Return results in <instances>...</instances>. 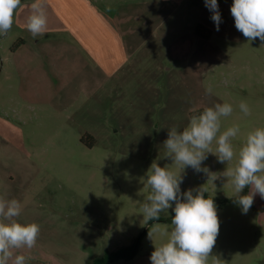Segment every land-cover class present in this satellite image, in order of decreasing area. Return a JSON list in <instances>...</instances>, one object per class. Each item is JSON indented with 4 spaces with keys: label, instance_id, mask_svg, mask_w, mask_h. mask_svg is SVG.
<instances>
[{
    "label": "rangeland",
    "instance_id": "obj_1",
    "mask_svg": "<svg viewBox=\"0 0 264 264\" xmlns=\"http://www.w3.org/2000/svg\"><path fill=\"white\" fill-rule=\"evenodd\" d=\"M217 3L219 31L204 0L171 6L175 10L156 32L152 52L140 59L136 75L121 73L105 84L99 83L100 77L81 75L60 62L64 73L48 78L54 88L47 90L50 86L44 80L35 92L30 81L20 82L21 59L19 53H11L20 39L30 37L14 26L0 36V198L21 202L15 219L37 223L44 231L40 237L44 246L69 248L68 264H90L104 251L129 246L138 237L141 259L151 255L154 245L167 241L172 209L161 213L159 221L149 222L141 210L151 192L146 174L154 161L182 177L181 192L202 188L205 198L214 200L219 233L207 264L225 263L227 246L235 254L229 260L236 264L239 259L244 264L264 261V198L256 194L242 214L228 179L213 180L214 174L236 164L247 134L264 128V43L258 38L249 41L235 28L233 0ZM199 24L210 30L209 39L194 34ZM166 27L171 28L170 35H165L159 50L155 38ZM160 65L170 71H161ZM209 86L213 91L206 95ZM242 101L251 115L240 111ZM216 103L233 107L230 116L221 118V132L240 126L231 141L237 155L222 164L208 153L202 163L208 174L182 169L165 156L168 130L182 131L192 107L200 112ZM249 191L246 186L240 195ZM156 223L160 231L152 241L148 232Z\"/></svg>",
    "mask_w": 264,
    "mask_h": 264
},
{
    "label": "clouds",
    "instance_id": "obj_2",
    "mask_svg": "<svg viewBox=\"0 0 264 264\" xmlns=\"http://www.w3.org/2000/svg\"><path fill=\"white\" fill-rule=\"evenodd\" d=\"M204 2L219 31L222 18L217 0ZM21 7H24L21 0H0V36H6L11 30L15 12ZM230 12L235 28L245 38L249 41L258 38L264 43V0H233ZM26 28L34 39L45 34L47 16L44 0H34L30 5ZM212 91L209 86L205 94L211 95ZM239 108L245 116L251 115L247 103L242 101ZM190 112L193 114L182 131L175 127L168 130V138L163 143L165 156L182 169L191 167L197 173L205 174L209 170L202 167V163L208 153L216 155L219 163L231 162L237 155L231 141L237 136L240 126L234 124L221 132V118L232 114V105L216 103L200 112L192 107ZM214 141L215 151L212 149ZM222 177L231 183L234 202L241 208L242 214L250 209L256 194L264 198V128H256L247 134L245 143L239 149L236 164L227 167L222 173L214 174L213 180ZM182 182L180 175L167 166H159L155 161L146 174V183L151 192L146 198L147 202L141 205L143 219L146 222L159 221L161 213H167L170 208L174 212L168 239L158 247L154 245L149 258L151 264H207L216 243L219 219L214 200L205 198L202 188L181 192ZM246 186L250 187L249 193L240 195ZM172 202L175 203L174 207ZM22 208L21 202L15 198H0V264H8L13 257V249L25 246L31 249L37 242L40 226L37 223L21 224L15 219L20 216ZM159 231L158 223L154 224L148 232V238L153 241V234ZM13 264H26L25 256L16 255Z\"/></svg>",
    "mask_w": 264,
    "mask_h": 264
},
{
    "label": "crops",
    "instance_id": "obj_3",
    "mask_svg": "<svg viewBox=\"0 0 264 264\" xmlns=\"http://www.w3.org/2000/svg\"><path fill=\"white\" fill-rule=\"evenodd\" d=\"M183 1L185 0H44L46 32L34 39L26 28L30 5L34 0H22L24 7L17 9L13 26L30 38L20 39L18 47L11 50L12 54L19 53L21 59L20 82L21 79L24 83L30 81V86H34L36 92L38 84L46 80L47 86H50L46 89L52 90L54 83L48 78L51 75L53 79V75L64 73L60 62L65 63V67L77 69L81 75H94V79L100 77V84L107 83L115 76L119 77L121 73L130 77L136 75L142 67L138 62L147 56L146 53L149 55L152 52L151 45L156 32L159 33L175 10L171 6H180ZM198 26L209 30L207 26ZM170 29L166 27V31L155 38L158 40L159 50L164 48L161 43H164L166 34L170 35ZM180 39L179 37L178 41ZM180 46L179 41L178 50ZM176 55L179 56V52ZM160 70L168 72L170 67L160 65ZM24 87L26 86L22 85ZM42 236L44 231L40 229L39 238L31 249L26 246L13 249V257L8 264H13L16 255H24L26 264H68L69 261L65 259L72 258L69 248L60 250L54 244L44 246L40 239ZM60 251H63V256ZM139 254L130 261L113 264H151L148 253L141 259L137 258ZM223 254V264H236L234 260H229L235 258L231 247L223 249ZM245 257L250 262V256ZM239 263L247 262L239 259Z\"/></svg>",
    "mask_w": 264,
    "mask_h": 264
},
{
    "label": "trees",
    "instance_id": "obj_4",
    "mask_svg": "<svg viewBox=\"0 0 264 264\" xmlns=\"http://www.w3.org/2000/svg\"><path fill=\"white\" fill-rule=\"evenodd\" d=\"M194 34L202 39H209L210 32L207 29L197 26L194 30ZM18 44L15 45V48ZM140 248V237L136 239L134 243L129 246L122 247L113 252L104 251L103 254L94 260L90 264H113L118 261H130L135 258Z\"/></svg>",
    "mask_w": 264,
    "mask_h": 264
}]
</instances>
